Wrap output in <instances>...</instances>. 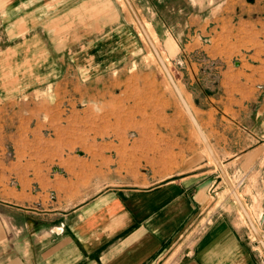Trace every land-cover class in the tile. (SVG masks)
I'll list each match as a JSON object with an SVG mask.
<instances>
[{
  "label": "rangeland",
  "instance_id": "374dc122",
  "mask_svg": "<svg viewBox=\"0 0 264 264\" xmlns=\"http://www.w3.org/2000/svg\"><path fill=\"white\" fill-rule=\"evenodd\" d=\"M112 2L117 23L112 25L111 31L108 27L101 33V37L98 31H88L86 34L90 37L81 40V45L77 43L69 48V53L56 56L58 66H61V59L66 65L63 71L55 74L54 85L36 84L37 75L43 79L51 76V72L44 69L47 67L45 54L38 56L37 63L36 58H32L37 57L35 54L25 55L27 50L37 51L35 48L45 50L37 45L38 40H20L18 43V40L0 39V50H13L14 44L20 45L16 55L13 51L0 55V82H6L5 86H0V94L6 101L0 119L3 124L0 140L7 160L28 157V152L22 151L26 149V135L20 137L25 139L20 145L10 138L20 121L30 126L36 123L38 135L34 147L38 148L39 159L52 158L55 144L68 142L69 147L61 151L62 157L87 160V175L95 168H101L103 180L108 181L103 182V186L131 184L141 174L154 177L159 165L161 169L174 168V132L183 144L192 142L204 148L127 6L123 0ZM131 2L196 114L192 96L197 92L198 96L200 92L208 91L227 97L226 106L232 104L229 102L233 96L245 101V109L241 110L239 118L252 132L253 139L239 135L238 147L252 145L259 150L242 166L229 167L228 177L262 237L263 223L260 224L258 217L264 214V0ZM105 34L111 35L112 40L104 38ZM167 35L172 36L168 39L173 41L171 53L166 52L163 45ZM100 42L103 52L112 47L111 55L92 53L91 46ZM83 44L87 49L81 50ZM99 61L104 62L100 64ZM39 64L40 72L37 71ZM84 81H88L86 87ZM85 91L92 100L97 95L109 98L97 104V108L93 101H80ZM49 95H57L46 103L49 106L44 102L37 105L41 98ZM35 107L45 116L39 120L23 119ZM52 111L54 114H50ZM99 130L101 133H96ZM94 144L98 145L96 150L91 146ZM164 147L171 149L164 150ZM95 155L96 166L92 161ZM141 161L150 165H140ZM48 171L52 176L63 172L58 164L49 166ZM220 180L214 190L212 205L221 206L226 197L238 208L239 215L251 230L227 185ZM100 186L94 184L91 189L94 191ZM33 192L49 198L52 194L42 192L36 184ZM200 221L205 223L204 216L199 218Z\"/></svg>",
  "mask_w": 264,
  "mask_h": 264
},
{
  "label": "crops",
  "instance_id": "0c3cea01",
  "mask_svg": "<svg viewBox=\"0 0 264 264\" xmlns=\"http://www.w3.org/2000/svg\"><path fill=\"white\" fill-rule=\"evenodd\" d=\"M115 11L112 0H0V39L18 43L38 40L37 45L45 50L35 48L37 51L27 50L25 55L35 54L37 57L32 58L37 63L38 56L45 54L44 69L51 76L43 79L37 75L36 84L54 85L55 74L66 65L61 59L58 66L55 57L69 53L77 43L81 45V40L90 37L88 31H98L100 37L108 27L111 31L117 23ZM103 37L112 40L111 35ZM168 39L172 36L164 37L163 45L171 53L173 41ZM14 46L13 50H0V55L12 51L16 55L20 45ZM80 47L87 49L84 44ZM109 47L103 52L102 42L91 46L92 53L103 55L112 54ZM37 69L41 71V64ZM87 82H83L84 87ZM5 85L0 82V86ZM197 93L192 100L198 113L190 108L229 176V167L242 166L259 150L252 145L238 147L239 135L253 139L239 118L245 101L233 96L229 102L232 104L226 106L227 97L208 91L200 92V96ZM56 96L41 98L37 105L49 103ZM108 98L97 95L92 100L85 91L80 101H93L99 108L97 104ZM5 102L0 94V119ZM44 116L35 107L23 119L39 120ZM21 123H17L10 138L20 145L25 141L20 137L26 135V149L22 151L28 152V157L7 160L0 140V264H264V251L238 208L226 197L221 206L212 205L215 187L223 178L205 146L183 144L174 132V168L161 169L159 165L154 177L141 174L131 184L103 186L108 181L103 180L101 168L87 175V160L62 157L68 142L55 144L52 158L39 159L38 148L34 147L36 123ZM91 146L93 150L98 148L97 144ZM92 159L96 166V155ZM54 164L63 172L52 176L48 168ZM140 165L150 164L141 161ZM35 184L42 192L54 194V200L33 192ZM94 184L101 186L93 191ZM201 216L206 220L204 224L199 222Z\"/></svg>",
  "mask_w": 264,
  "mask_h": 264
},
{
  "label": "water",
  "instance_id": "95a60500",
  "mask_svg": "<svg viewBox=\"0 0 264 264\" xmlns=\"http://www.w3.org/2000/svg\"><path fill=\"white\" fill-rule=\"evenodd\" d=\"M125 5L127 6L129 12L131 13L135 23L137 24L139 30L141 31V33L143 34L149 48L151 49L155 59L157 60L159 66L161 67L163 73L165 74L169 84L171 85L175 95L177 96L180 104L182 105L184 111L186 112L189 120L191 121L193 127L195 128L197 134L199 135L201 141L203 142L206 150L208 151L211 159L213 160L216 168L219 170L225 184L227 185L228 189L230 190L232 196L234 197L238 207L240 208L241 212L243 213L247 223L249 224L251 230L253 231L257 241L259 242L260 246L262 247L263 251H264V240L262 239L261 235L259 234V232L257 231L255 225L252 223L247 210L245 208V206L243 205L239 195L237 194V191L235 189V187L233 186L231 180L229 179L226 171L224 170L223 166L221 165L219 159L217 158L215 152L213 151L211 145L209 144L207 138L205 137L195 115L193 114L189 104L187 103V101L185 100L183 94L181 93L174 77L172 76L170 70L168 69L165 61L163 60L161 54L159 53L157 47L155 46V44L153 43L152 39L150 38V36L148 35L144 24L142 22V20L140 19L139 15L136 12L135 7L133 6L131 0H123Z\"/></svg>",
  "mask_w": 264,
  "mask_h": 264
},
{
  "label": "bare ground",
  "instance_id": "6f19581e",
  "mask_svg": "<svg viewBox=\"0 0 264 264\" xmlns=\"http://www.w3.org/2000/svg\"><path fill=\"white\" fill-rule=\"evenodd\" d=\"M124 2V1H123ZM144 27H146V26H144ZM146 29V28H145ZM140 31V30H139ZM147 31V30H146ZM141 32V31H140ZM148 33V32H147ZM141 35L143 36V34L141 33ZM148 35H149V33H148ZM150 36V35H149ZM143 38H144V36H143ZM151 38V37H150ZM145 39V38H144ZM146 41V40H145ZM153 41V40H152ZM154 43V42H153ZM175 45V44H174ZM198 135V134H197ZM213 162V161H212ZM248 213V215H249V217H250V219H251V221H252V223L255 225L256 223H255V221L251 218V216H250V214H249V212H247ZM241 215L244 217V215H243V213L241 212ZM245 218V217H244ZM258 219H260L259 221H260V224L261 223H263V221H264V214L263 215H259V217H258ZM246 220V219H245ZM256 227V226H255Z\"/></svg>",
  "mask_w": 264,
  "mask_h": 264
},
{
  "label": "built area",
  "instance_id": "2783aa9c",
  "mask_svg": "<svg viewBox=\"0 0 264 264\" xmlns=\"http://www.w3.org/2000/svg\"><path fill=\"white\" fill-rule=\"evenodd\" d=\"M50 200H54L53 194L50 195Z\"/></svg>",
  "mask_w": 264,
  "mask_h": 264
}]
</instances>
